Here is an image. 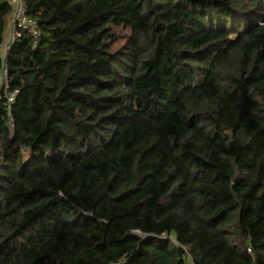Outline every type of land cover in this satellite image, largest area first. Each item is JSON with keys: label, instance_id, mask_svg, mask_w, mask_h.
I'll return each mask as SVG.
<instances>
[{"label": "trees", "instance_id": "1", "mask_svg": "<svg viewBox=\"0 0 264 264\" xmlns=\"http://www.w3.org/2000/svg\"><path fill=\"white\" fill-rule=\"evenodd\" d=\"M23 1L0 264H264V0Z\"/></svg>", "mask_w": 264, "mask_h": 264}, {"label": "built area", "instance_id": "2", "mask_svg": "<svg viewBox=\"0 0 264 264\" xmlns=\"http://www.w3.org/2000/svg\"><path fill=\"white\" fill-rule=\"evenodd\" d=\"M12 8V17L10 20L11 32L8 43L3 46L0 51V57L3 64L5 63L6 55L10 50L12 43L18 37L16 29L20 28L30 33L34 38L39 37V31L36 23L28 20L26 17V5L23 0H7ZM5 99V106L10 110L15 99L16 92H9L8 73L5 66L0 70V96Z\"/></svg>", "mask_w": 264, "mask_h": 264}, {"label": "crops", "instance_id": "3", "mask_svg": "<svg viewBox=\"0 0 264 264\" xmlns=\"http://www.w3.org/2000/svg\"><path fill=\"white\" fill-rule=\"evenodd\" d=\"M10 32H11V26L10 24L8 25L7 27V31H6V34H5V38H4V41H3V44H2V48L3 49V46L8 43L9 39H10ZM1 51V50H0Z\"/></svg>", "mask_w": 264, "mask_h": 264}]
</instances>
